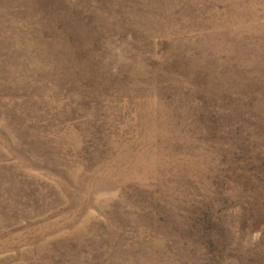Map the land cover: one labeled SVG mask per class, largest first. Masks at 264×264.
<instances>
[{
	"label": "rangeland",
	"instance_id": "1",
	"mask_svg": "<svg viewBox=\"0 0 264 264\" xmlns=\"http://www.w3.org/2000/svg\"><path fill=\"white\" fill-rule=\"evenodd\" d=\"M0 264H264V0H0Z\"/></svg>",
	"mask_w": 264,
	"mask_h": 264
}]
</instances>
